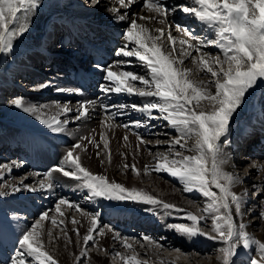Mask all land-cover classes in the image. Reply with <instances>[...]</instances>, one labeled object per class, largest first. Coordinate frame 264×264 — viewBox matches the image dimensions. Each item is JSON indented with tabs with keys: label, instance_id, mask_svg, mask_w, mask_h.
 I'll return each instance as SVG.
<instances>
[{
	"label": "snow or ice",
	"instance_id": "6c2138e0",
	"mask_svg": "<svg viewBox=\"0 0 264 264\" xmlns=\"http://www.w3.org/2000/svg\"><path fill=\"white\" fill-rule=\"evenodd\" d=\"M138 0H117L119 7H112L108 11L115 14L119 21L128 20L129 24L122 33L124 44L115 51L114 65L95 67L102 72V79L106 83L99 84V91L108 95L127 94L141 98H150L142 104H132L130 107L144 117L142 120L132 121L134 128H147L152 120L163 119L176 133L168 140H156L157 145H167L164 152L157 151L154 154L152 165L143 167L144 175L153 172L166 173L178 180L183 192H197L205 200V206L200 214H194L178 207L174 203H168L150 194L144 189L126 187L122 183L110 180L106 175L95 174L81 162L78 150L86 151L84 141L100 147L95 137H82L74 143L64 156L63 163L46 172V179H41L37 185L26 184L27 177L20 180L19 184L0 185V197L14 195L22 191L37 192L51 191L54 188L53 174L59 173L62 177L73 179L78 183L77 187L87 190L88 200L101 198L112 202L143 203L151 206L146 211L163 209L172 214L184 213V218L190 223H173L167 225L173 231L188 238L204 237L207 240L218 242V264H237L242 256H247V264H264V241L251 235L244 222L247 191L237 194L233 188L243 183L241 177L226 170V166L232 161V155L225 151L231 144L228 139L230 125L234 115L248 102L255 89L264 84V0H183V2L168 5L165 0H143L141 9H146L152 15L134 14L132 17L121 9H129ZM101 4V0H88V6L95 8ZM41 7V0H0V54H9L13 51L14 42L29 31L30 17ZM177 12L190 14L203 29H207L208 36L201 38L189 28L179 23L172 24L168 21L169 15ZM145 21V23H138ZM155 22L165 27L151 28L149 23ZM173 28L186 39H177L172 35ZM215 47L218 54H211L204 49ZM193 53H196L193 56ZM191 58V63L196 70L202 72L207 79H192L193 69L185 66V59ZM135 58L143 67V73L135 70H120L132 63ZM117 70H113V68ZM51 87L50 82H43L36 86L35 90ZM58 92H68L76 95H84L83 89H69L58 87ZM10 103L24 113L35 117L42 125L52 133H64L67 131L68 113H75L74 120L79 121L88 116L91 107L96 101L87 100L79 102L74 108L68 104L55 103L54 105H37L27 103L23 97L14 98ZM106 113L105 122L114 120L116 113L108 114L110 106L103 105ZM119 109H126L129 105L120 104ZM158 113V115H154ZM109 128L111 124L107 125ZM120 126V125H117ZM123 128L130 125L125 123ZM71 134V133H69ZM137 136V149L141 145L147 146L150 141L144 140L139 133ZM167 135V133H165ZM103 148L108 150L106 155L111 163V151L109 140L101 133ZM125 146L128 144V135L123 136ZM191 141V143H189ZM177 146H179L177 148ZM125 161L127 154H121ZM99 158L100 153H96ZM124 163L125 170L131 169L137 177L141 176V169L135 163ZM103 164L104 161L101 160ZM22 162L12 161L10 164L0 165V173H11L12 168H20ZM250 167L258 171H264V165L252 162ZM40 176V173H34ZM0 180L3 175L0 174ZM255 191L253 197L259 196L257 202L261 206L256 219L264 222V185H253ZM114 210L119 211V207ZM67 205L76 211H81L89 221L87 232L81 238L79 228H74L77 245L82 239L81 251L75 255L76 264H82L83 260L90 259L89 248L97 251L107 249L99 248L97 236L105 235L100 227L99 213L82 212L79 205H75L65 198H59L55 212L61 217L64 212L61 206ZM13 219L18 217L13 214ZM238 218V219H237ZM211 222L210 228L208 222ZM50 227L46 232L44 223ZM71 224L77 225L74 217ZM203 222L204 226H201ZM61 219L59 224L55 216H49L48 211L39 214L38 218L30 226L23 229L17 238L19 249L9 257L10 264H59L47 245H55L60 234L63 235L65 247L73 243L68 235ZM53 228L58 229V234L53 235ZM207 228V230H205ZM108 231H113L108 229ZM113 238L120 241L125 252H113L112 258L119 260L120 264H151L148 259L149 250L152 255H159L163 244L150 236H143L141 240L129 237H121L115 232ZM131 241V242H130ZM91 242V245H89ZM145 249L143 257L136 250V245ZM254 250L255 255L249 253ZM175 260L166 261L160 259L159 264H177L181 255L180 249ZM235 258V259H234Z\"/></svg>",
	"mask_w": 264,
	"mask_h": 264
},
{
	"label": "bare ground",
	"instance_id": "6f19581e",
	"mask_svg": "<svg viewBox=\"0 0 264 264\" xmlns=\"http://www.w3.org/2000/svg\"><path fill=\"white\" fill-rule=\"evenodd\" d=\"M183 2V0H165V3L168 5L176 4ZM143 0H138L137 3L133 4L129 9H121V14L127 13L128 16L132 17L134 14L139 15H152L147 12L146 9L142 10L141 5ZM104 5V10L99 13L97 10L98 6ZM95 8L84 6V0H41V7L30 17V28L27 33H25L22 37H19L14 42L13 51L9 54H0V94L2 92H10L11 94L19 97H23L27 103L37 104V105H54L55 103L60 104H68L70 107H75L81 101L93 100L96 101L95 106L91 107L88 113V116L79 121L74 120L75 113H68L66 117H61V119H68L69 123L67 124V131L64 133H52L46 126L42 125L39 121L35 119V117L30 114L24 113L21 109H17L11 103L7 104V107L2 110L6 104L0 103V129L4 131L3 134L0 133V143L6 146H14L13 150L18 149L19 141L25 142L26 140H31L33 146L36 148V151H40L42 157H45V161L47 162L46 171H50L52 168L57 165L63 163V159L69 148L74 144L80 141L82 137H95L97 143H99L100 147L97 148L95 144L89 143L88 141H84V145L86 147V151L78 150L81 162L84 166H86L90 171L95 174L106 175L110 180H114L118 183L124 184L126 187H136L138 189H144L152 195L157 196L158 198L164 200L168 203H174L178 207L185 209L186 211L196 210V205L190 206L188 203L193 202L191 199L193 195H199L197 192L185 193L183 192L182 186H177L171 181H166L165 179L159 178L157 173H152L151 175L143 174V167L145 165L153 164V157L150 156L149 159L142 161V152L145 150L142 148V145L137 149V136L134 133H139L142 136V133H148L147 128L145 131H137L132 128L125 129L119 124V120L122 119L123 115L118 111H115V107H111L112 105H120L124 104V99L128 98V100L132 102H136L133 104H142L146 102L147 99L150 98H141L136 95H127L124 93L115 94L110 93L105 95L99 91V84L106 83L102 79L101 70L95 69L98 73V77L100 78V82L97 83L96 87L86 89L84 95H76L68 92H58L56 89L58 87L69 88V89H78L74 80L69 78V74L74 73L77 65H84L89 59V53L93 49H103L107 50L111 54V58H108V65H114L115 61L120 60L121 57L115 56L116 49L108 50V42L109 39L107 37L108 34H112L116 36L117 40L120 39V34L122 33L123 28L127 27L129 24L128 20L119 21L115 18V14L108 11V9L112 7H119L117 0H101V4ZM168 21L172 24L179 23L183 27L189 28L194 34L200 36L201 38H206L208 36L207 29L202 30V26L200 23L193 18L190 14H185L182 12H177L174 15L168 16ZM138 23H145V21H138ZM149 27H165L164 25H159L155 22L149 23ZM61 31V36H58L57 44H54L53 37L55 34ZM172 35L177 37V39H186L181 35V33L175 31L173 28ZM123 43L124 39L121 37ZM52 40V41H51ZM213 47H208L207 49H211ZM215 48V47H214ZM217 49V48H216ZM206 50V49H205ZM194 54V53H193ZM49 59H53L50 64L44 65L47 63ZM123 59H132V63L125 68L120 70H135L140 73L141 66L139 65L138 60L135 58H123ZM186 62V59H185ZM44 69L45 71L51 70L54 66H59L61 64L62 70L59 74L60 77L57 79L56 83L51 82V87L54 88L52 92H49L51 89L45 88L39 91H29L26 92L25 88H23V83H18L14 80L21 79L26 76V72L33 71V69L37 70ZM34 65V66H33ZM191 63L186 64V67H189ZM44 66V67H42ZM113 70H117L115 67ZM36 73V72H35ZM200 75H204L202 72H199ZM57 74V73H56ZM39 75V74H38ZM192 78V77H191ZM197 80L195 78H192ZM202 79H207L204 76ZM18 81V80H17ZM50 82V81H48ZM29 93V94H27ZM51 94L53 99L46 98L47 95ZM18 98V97H15ZM1 101V100H0ZM103 105L110 106L109 115L111 113H116L114 120L105 122L106 113L104 111ZM2 110V111H1ZM117 110V109H116ZM140 114V113H138ZM30 115V116H29ZM142 115V114H141ZM243 117L251 118L250 122V131H259V134L262 135L261 142L264 143V84L259 85L253 94L248 97V102L244 105L238 112L234 115L233 121L230 125V129L236 121L240 120ZM253 121V124H252ZM111 124L112 127L109 128L107 125ZM120 125V126H117ZM145 129V128H144ZM8 132V133H6ZM231 132V131H230ZM71 133V134H69ZM101 133H104L109 140V149L111 151V163L108 162L107 159V151L103 148V140H101ZM128 135V144L125 146V142L123 140V136ZM230 136V134H229ZM232 146L236 144L237 138L231 137ZM47 144L52 145L51 149L47 148ZM158 151L164 152L167 150V145L156 146ZM179 146H177L178 148ZM154 149V148H153ZM236 149V148H235ZM152 147H150L147 151H151ZM5 151V148H4ZM6 152V151H5ZM99 152L100 156L97 158L96 153ZM141 152V153H140ZM226 152L233 153V148L228 147ZM122 153L127 154V160L125 161L124 157L121 155ZM135 155V163L137 167L141 169V176L137 177L132 173L131 169L125 170L123 168V164L126 162L128 164H132L133 156ZM60 157L63 159L60 160ZM101 160L104 163H101ZM19 162V161H18ZM33 163V161H29ZM11 162H7L5 164H10ZM23 166L20 168H12L11 173L3 172L0 173L3 175V184L11 185L13 183L19 184L20 180L27 177L24 181L26 184L37 185V182L41 179H46L43 175L46 172L35 171L32 173L21 174V176H16L19 174L20 170L25 167H28L29 163L22 162ZM3 164V165H5ZM234 162L231 161L227 166L226 170L233 172L232 168ZM34 173H42L40 176L34 175ZM234 173H236L234 171ZM260 174L256 176V172L252 171L250 176L247 179V184H244V177L241 179L243 183L236 185L233 188L237 194L244 193L247 191L245 186L247 185L250 189H254L253 185L262 186L264 184V171H260ZM165 175H168L164 173ZM169 176V175H168ZM171 177V176H170ZM167 178V177H166ZM173 178V177H172ZM171 178V179H172ZM53 183L54 188L51 191L43 190L37 192H28L22 191L16 193L14 195H8L3 199L0 197V214L5 216L11 209L13 205L8 204L9 200H13V198L21 200L22 202H27L30 208V212H44L48 211L49 216H55L57 219V223L61 219L64 220V225L61 227H65L68 235L71 237L73 243H67L62 234H60L59 241L55 244L47 245L48 249L59 262V264H69L68 261L72 257V263L75 262V255L81 251L82 239L80 244L76 243V236L73 231L74 228H79L81 238L86 234L87 228L89 226V221L86 216L81 214L75 215L72 213L74 208H69L67 205L61 206V211L64 212V216L61 217L58 213L55 212V206L59 198H65L68 201L72 202L75 205H79L82 212L93 213V207H95L96 203H104L106 200L101 198H96L94 200L85 202V203H75L72 199L61 197L60 190H69L70 193H79L83 195L87 190L83 188L77 187V181L62 177L59 173L53 174ZM179 183V182H177ZM250 183V184H248ZM154 185L157 189V193L151 191L149 185ZM248 189V190H250ZM26 192L25 194H22ZM248 192V191H247ZM74 193V194H75ZM74 196V195H73ZM81 197V196H80ZM76 198V196H75ZM30 199L35 201V205L31 207ZM78 200V199H77ZM85 200V199H84ZM246 205L254 203L251 208L252 211H256L254 213H259L261 211V206L255 204L256 200L250 198V196H245ZM7 201V202H5ZM84 202V201H83ZM109 202V201H108ZM107 202V203H108ZM113 203V202H112ZM114 202L107 209L105 214H101L100 216V227H102V220L109 219L116 216V214H122V209L118 211L114 210V206L116 205ZM122 204H132L137 211L139 210L141 214H146L147 216H155L161 215L162 218L160 220L161 224L168 222L170 220L171 215H183L184 213H176L172 212L169 214L165 212L163 209H156L153 211H146L151 206L143 204V203H132V202H119ZM110 204V203H109ZM194 204V202H193ZM33 205V204H32ZM118 205V207H119ZM122 206V205H120ZM129 206V205H128ZM3 207V208H2ZM34 207V209H32ZM123 208V207H122ZM243 208V211H244ZM249 208V207H248ZM250 208V209H251ZM32 209V210H31ZM125 209V208H124ZM203 209V208H202ZM13 210V209H12ZM136 211V210H134ZM134 211L132 209H127L124 214L129 216L128 214H132ZM198 211V209H197ZM118 212V213H117ZM197 214V213H196ZM200 214V213H199ZM137 216V215H136ZM75 218L79 223L77 225L71 224V218ZM133 218V217H132ZM245 218V217H244ZM243 218V219H244ZM142 219V218H141ZM140 219V220H141ZM150 219V218H149ZM254 222L247 221L246 225L248 230L255 229V224L258 219L253 218ZM134 220V219H132ZM146 220V219H145ZM259 221V220H258ZM27 221H23L20 219H10L8 223L13 227L14 231L10 233L5 230L4 238L2 237V242L11 244L12 246L20 247L17 238L21 234L22 230L27 228L30 224L26 223ZM138 222V220L136 221ZM142 222V221H141ZM260 222V221H259ZM263 226H264V222ZM156 224V223H155ZM158 224V223H157ZM169 225V223L167 224ZM161 226L163 230L166 232L174 233L168 226ZM52 227L48 222L44 223L45 232ZM9 229V227H8ZM105 231V235L97 236L96 239L98 241V245L101 248L107 249V252L116 251V252H125L126 250L122 247L120 241L115 240L113 238V231H108L105 227L103 228ZM255 232V231H254ZM252 233V232H251ZM256 233V232H255ZM58 234V229L53 228V235L56 236ZM123 234V233H122ZM121 234V237H126ZM178 234V233H177ZM172 235V234H171ZM256 236L259 237V240L264 241V228L262 231L256 233ZM181 238V237H180ZM188 238V237H187ZM192 239V238H191ZM197 239V237H196ZM188 240V239H187ZM183 241V240H182ZM193 241V240H190ZM131 242V241H130ZM186 244L190 245V242H186ZM200 244V243H199ZM194 247V246H193ZM181 248V247H180ZM179 248V249H180ZM90 250H95V248H91ZM136 250L142 255L145 252V249L140 248L139 244L136 245ZM3 249H0V258H4L5 256L2 253ZM196 252V251H195ZM255 252V251H254ZM178 255V253H176ZM175 254V255H176ZM250 255L252 252L249 253ZM189 260L193 261V264H196L197 255L194 253H188L185 255ZM70 257V258H69ZM181 257V256H180ZM216 257V256H215ZM148 259L151 264H159L160 259H164L166 261L175 260L176 258L168 255H152L149 250ZM245 260H248L247 256H244ZM243 259V260H244ZM105 258L103 256L96 257L97 262L88 261V264H100L103 263ZM201 260V259H200ZM242 260V259H241ZM86 261V263H87ZM206 261L212 262L214 264H218L217 259H213L209 257ZM71 263V264H72ZM185 264L183 260H178L177 264ZM240 264V262L238 263Z\"/></svg>",
	"mask_w": 264,
	"mask_h": 264
},
{
	"label": "rangeland",
	"instance_id": "374dc122",
	"mask_svg": "<svg viewBox=\"0 0 264 264\" xmlns=\"http://www.w3.org/2000/svg\"><path fill=\"white\" fill-rule=\"evenodd\" d=\"M86 5H88V0H84V6H86ZM87 7H89V6H87ZM104 8H105L104 5H100V6H98L97 10H99L98 12L101 13L100 11L104 10ZM125 29H126V27L123 28V32ZM60 34L61 33L57 32L55 34V36L53 37L54 44H57L58 36ZM121 36H122V34H121ZM118 42H119V44H118L116 49L123 46V44H124L123 41L119 40ZM204 51H207L213 55L219 53V49H216L214 47L211 49L206 48V50L204 49ZM195 55H196V53L193 54V56H195ZM50 62H52L51 59L49 61H47V63H45L44 65L50 64ZM185 63L189 65V63H191V58L190 57L187 58ZM34 65L38 66V64H34ZM139 65H140V62H139ZM42 67H44V66H42ZM52 67L53 68L51 70L45 71L44 69L38 70L39 66L38 67L35 66V68H37V70L33 69V71H28V72H26L25 77H23L21 79L20 78L19 79L14 78V80L18 83L22 82L23 86H24L23 88H25L26 92L39 91V90H35L37 85H39L43 82H48V81H50V83L51 82L56 83L57 79H59V77H60L59 74H60L62 68L56 67V66L54 67V65ZM189 68L193 69L192 78L202 79V77L204 75L203 76H202V74L200 75L199 71L196 70L195 66L192 63L189 66ZM143 71H144V69L141 66L140 73L142 74ZM205 78H207V77H205ZM50 88L51 89L49 90V92H52L54 88H52V87H50ZM27 94H29V93H27ZM15 97H19V96H15ZM15 97L10 92H2V94H0V100H1L0 103L6 104V106H4L2 108V110L5 109V107H7V104L10 103V101L12 99H14ZM46 98L53 99V97H51V94L47 95ZM133 103H136V102L131 103V101L128 100V98H126V99H124V104L129 105L128 108L119 109L118 107H115V111H118L120 114L123 115L122 119L119 120L118 122H119V124H121V126L125 123H128L130 125L129 128L143 132L146 130V128L144 129V127H141V128L137 129V128L132 127V121L144 119V117L141 114H138V112H135L130 107V105H132ZM154 115H158V113L154 112ZM248 120L251 121V118L243 117L240 120L236 121L234 126L231 127V129H230L231 132H229L230 136H228V139L231 140L232 139L231 137L235 136V138H237V141L235 142L236 144L233 143V145H237V146H232V144H230L229 146H227L225 148V151L228 147H231V149L233 148V153L231 155H232V161L234 162V164H233L234 166H233L232 170H233V172L235 171L236 174H238L241 178L244 177V184H247L248 181L246 178H248L250 176V173L252 171L256 172V176L260 174L259 173L260 171L250 167L252 162L255 161V162H257L258 165H264V144H260V135L258 134V132L256 130L250 131V127H249L250 122ZM252 124H253V121H252ZM147 129H148L147 130L148 133H146V134L142 133L143 134L142 137L144 138V140L150 141V143H148L147 146L142 145V148L145 150V152H142V154H141L142 155V157H141L142 161L149 159L150 155H149V151H147V150L150 147H152L151 152L154 154L155 152L158 151L156 146H162V145H157L155 143L156 140H168L172 136L176 135L175 131L173 129H171L170 126L167 125V122L164 121L163 119L152 120L150 122L149 127H147ZM4 131L2 129H0L1 134H3ZM6 133H8V132H6ZM165 133H167V135H165ZM189 143H191V141H189ZM4 148H5L6 152L4 151ZM12 148L14 149V146H6L5 144L2 145L0 143V165H3L7 162H12V161L25 162L26 156L22 153L16 152V149L12 151ZM61 159H63V157H60V160ZM31 171L35 172L34 170H31L30 167H25L22 170H20L19 174L16 176L18 177V176H21V174L32 173ZM40 174H42V173H40ZM157 175H159V178H161V179H165L166 181L169 180V181L173 182L175 185L177 184V186H182V185H180V183H177L178 182L177 179L172 178L168 175H165L164 173H160ZM248 184H250V183H248ZM0 185H3L2 181H0ZM149 187H150L151 191H153L155 193L158 192L157 189H155L156 187L154 185L150 184ZM245 189L248 191L247 196H250V198L256 200L255 204L259 205L257 202L261 199V197H259V196L253 197L252 196V193L255 191V189H252V188L250 189L247 185L245 186ZM248 189H250V190H248ZM25 193L26 192H24L22 194H25ZM60 193H61V197H66V198L72 199L73 201L75 200L77 202V204L91 201V200L87 199V196H88L87 191L83 195H81L79 193L78 194L75 192L70 193L69 190H62L61 189ZM75 196H76V198H75ZM1 198L3 199L5 197H1ZM3 200H6V199H3ZM191 200L194 202V204H193V202H189L188 204L190 206H192V205H196V207L198 206L197 207L198 211L196 209V210H191V212L194 214H196V213L199 214L200 210L205 206V203H206L205 198L199 194V195H193ZM5 202H7V201H5ZM107 202H108L107 200L104 203H96L95 202V207H93V212H97V213H99V215L105 214L107 212V209L110 207V205H112L114 203V202L112 203V201H109L108 203ZM251 202H253V201H250L249 205H246V207L244 208V212H245L244 222H245V224H246V220L252 221V220H254L253 218H256L259 214L258 212L254 213L256 211H254V212L252 211L251 206L254 203H251ZM7 203L10 205H13V208H12L13 210L11 209V211H9L5 216L0 214V221L4 217L6 220V223L4 222V224L7 226V228L9 227L8 225H10L8 223V220L12 219L13 214H15L18 217L17 219L27 221L26 223H29L31 225V223L34 222L38 218L39 214L42 213L41 211L35 212V213L33 211L30 212V210L27 209V208H30L28 203L22 202L21 200H18V199H16V201H15V199L13 198V200H9ZM30 203H31V207L35 205V201L33 199H30ZM115 204L117 205V203H115ZM118 205H119V203H118ZM120 205H122V206H120ZM120 205H119V208L122 209V211H121L122 214H116L114 219H112V218L103 219L101 221L102 222V228L106 227L107 229H112L113 232H119L120 234L123 233L122 235L129 237V238H133L134 240H141V238L145 235L150 236V237L156 239L157 241H159L160 243L163 244L164 247L159 253L161 255H168V256H172V257L176 258L177 254L175 252V249H179L181 247L180 248L181 253H184L187 255H188V253H194L197 255V260H195V261H197L196 264H214V263L208 262L206 260L209 257H211L213 259H215V258L217 259L218 248L220 246H222L218 242L207 240L204 237H197V239L195 237V238L191 239V238H187L185 236H182L179 233L177 234V232L173 231L172 229L171 230L174 233L166 232L165 230L162 229L161 226L166 227V225L168 223L169 224L190 223V222L186 221V219L184 218V214L183 215H171L170 220L168 222L163 223V225H162L160 222V220L162 218L161 215H155V216L149 217L146 214H141V212L139 210L137 211V209L134 207V206H136V204L135 205L132 204V208L130 207L131 204L120 203ZM128 208L132 209V211H134V210H136V211H134L132 214H128L129 216H127L124 214V212ZM32 209H34V207ZM0 210H1V208H0ZM72 213L75 215H78V214H80V211H76L75 209H73ZM132 219H134V220H132ZM137 220H138V222H136ZM252 222H254V221H252ZM201 226H204L203 222L201 223ZM210 226H211V222L209 221L208 227L210 228ZM10 227H12V226H10ZM262 228H264L263 223L261 221L259 222L257 220L256 224H255V229L248 230V228H247L246 230L251 235H253L257 239H259V237L256 236V233L259 231H262ZM205 230H207V228ZM190 240H193V241H190ZM0 241L2 242L1 239H0ZM186 242H190L191 244L188 245V244H186ZM141 243H146V242L141 240ZM89 245H91V242H89ZM99 248H101V247H99ZM0 249H2V248H0ZM18 249H19V247H18ZM90 249H91V247L89 248L90 259L83 260L82 264H88L87 260H90L92 262H97L96 257H98V256H103L105 258L104 262L100 263V264H120V261L118 259L114 260L112 258V253L116 252V251H111L110 253L107 252V254H106L104 251H97L96 249L95 250H90ZM101 249H104V248H101ZM15 250H17V249H15ZM15 250L12 251L9 248H7L3 251V253L5 255L12 256V255H14ZM79 250L78 249L75 250V251H77V255L79 254V252H78ZM251 252H252V254L255 255L254 250H252ZM2 259H4V258H2ZM2 259H0V264H10L9 259H7L6 261H3ZM5 259H6V256H5ZM243 259H244V256L240 257L239 260H237V264L239 262H240V264H247L248 260H245V259L243 260ZM69 260L70 261H68V263L71 264L72 263V257ZM179 260H183L185 264H193V261L189 260L185 255H181ZM86 261H87V263H86ZM33 264H34V262H33ZM72 264H76V262H74Z\"/></svg>",
	"mask_w": 264,
	"mask_h": 264
}]
</instances>
